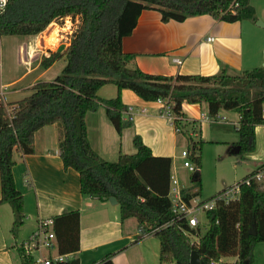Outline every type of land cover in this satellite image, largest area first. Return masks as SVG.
Here are the masks:
<instances>
[{
	"label": "trees",
	"instance_id": "obj_1",
	"mask_svg": "<svg viewBox=\"0 0 264 264\" xmlns=\"http://www.w3.org/2000/svg\"><path fill=\"white\" fill-rule=\"evenodd\" d=\"M145 9L158 11L164 22L205 14L225 22L256 19L250 0H8L0 10V36L36 35L52 21L65 17L78 20L64 50L50 52L41 60L46 68L63 58L61 72L52 80L37 81L30 94L17 101L5 103L0 98V201L11 205V230L16 234L22 224L24 202L15 186L14 153H32L36 131L56 122L63 167L78 172L81 195L101 200L114 197L122 220L135 218L142 235L158 238L161 263L190 264V255L195 251L205 264L227 256L236 257L235 264H251L256 244L264 242V182L242 184L235 199L207 211L208 228L200 234L199 226L191 228L185 221L172 218L168 196L170 157L152 155L141 137L135 135L132 143L136 152L121 153L111 162L100 157L88 141L85 114L100 105L119 135L132 124L121 100L122 89H129L145 101L167 99L173 126L182 134L193 124L184 121L183 102L207 103V117L213 119H218L220 110L236 111V161L255 147V126L264 124V67L233 75L167 76L130 66L135 55L123 51L122 39L131 34ZM108 83L116 86V96L102 99L97 92ZM193 128L191 134L195 133ZM201 144L199 140L187 148L198 166ZM262 168L264 164L257 171ZM199 186L197 181L183 190V198L189 201L197 197ZM47 228L54 233L58 254L79 250L78 210L51 217ZM193 235L197 243L191 242ZM19 255L22 264H33L32 255L22 244ZM53 264H79V260L73 256ZM104 264L111 263L108 260Z\"/></svg>",
	"mask_w": 264,
	"mask_h": 264
},
{
	"label": "crops",
	"instance_id": "obj_2",
	"mask_svg": "<svg viewBox=\"0 0 264 264\" xmlns=\"http://www.w3.org/2000/svg\"><path fill=\"white\" fill-rule=\"evenodd\" d=\"M261 1L258 5L250 0L255 21L225 22L205 14L188 17L184 21L164 22L158 11L145 9L131 34L123 37L122 49L135 55L130 66L135 65L151 74H240L263 66L264 27L257 23L264 24V18L260 17L261 9L264 10V1ZM49 26L36 35L0 36V98L5 103L29 95L37 81L52 80L58 75L60 68L55 67L63 58L46 68L41 66V60L50 52H62L68 42L63 46L62 43L46 44L44 36ZM116 93V86L112 83L103 85L97 92L102 99L113 98ZM121 100L132 111V124L123 129L121 135L109 121L103 105L85 114L87 137L92 149L103 159L113 162L121 153L136 152L132 140L138 135L152 155L171 158V175L177 177L174 158L182 133L175 131L171 118L163 115L157 101H145L129 89H122ZM224 111L229 115L232 113V120L225 117ZM181 112L184 121L193 122L195 127V133L189 132L190 137L195 134L199 135L200 141L205 137L210 141L225 142L231 145L229 153L231 149L236 153L238 139L228 138L222 130L213 133L211 127L212 123L228 125L232 122L236 125V111L220 110L218 119H213L207 117V103L183 102ZM211 134L214 137H210ZM59 136V125L56 122L47 124L36 131L32 153H14L12 171L15 186L24 199L23 217L22 224L13 234L11 205L0 201V264H22L19 246L37 235L39 221L47 220L50 224L51 217L72 210L79 211V250L65 254V259L77 256L79 264H104L108 260L111 264H171L161 263L157 237L142 235L135 218H120L117 202L81 195L78 172L63 167L58 149ZM244 156V163L248 160L252 167L236 182L264 164V124L255 126V147ZM262 170L264 172V168ZM261 182H264V176ZM180 185L186 186L183 182ZM231 185L224 184L218 192ZM197 199L202 197L199 195ZM31 255L33 259L53 258L58 255L55 241L51 248L35 250ZM232 258L228 263L236 262V257ZM251 264H264V242L256 244Z\"/></svg>",
	"mask_w": 264,
	"mask_h": 264
},
{
	"label": "rangeland",
	"instance_id": "obj_3",
	"mask_svg": "<svg viewBox=\"0 0 264 264\" xmlns=\"http://www.w3.org/2000/svg\"><path fill=\"white\" fill-rule=\"evenodd\" d=\"M264 1V0H263ZM261 0H252V3H257L258 5L261 3ZM255 5V4H254ZM256 6V5H255ZM264 18V10L261 9V16ZM78 24V20L71 19V18H64L52 21L49 26V30L46 31L44 36V42L46 44L50 43H62V46L69 42L72 32L75 30ZM52 29V30H51ZM51 30V31H50ZM58 31V32H56ZM51 32L50 36L49 33ZM56 32V33H55ZM57 35V36H56ZM61 47L60 49H62ZM64 65V60H60L57 65L56 69L60 68L58 74L61 72V68ZM21 70H23L21 68ZM223 114L229 120H232V113L229 115L228 111H224ZM222 115V114H221ZM238 116V115H237ZM237 121V120H236ZM221 126V128H220ZM212 132H218L222 130L224 134L228 138H235L238 139L237 131L235 130L236 125L232 122L228 125H219L218 123H212ZM191 126H188L187 133L181 134L182 137L179 136V140L181 143L177 144L176 147V157L174 158V167L178 168V175L180 184L183 182L186 186L182 188V191L189 188L190 186L199 182L200 187V196L202 199L200 200H208L212 196H214L218 190L224 186V184H233L236 183L239 179H241L246 171L252 167V162L244 163V158L241 159L239 162L236 161V155L233 153L231 149V153H229V148L231 145L226 144L225 142H214L208 140V138H201L202 144L200 149V165H196L190 155L183 156V152L188 150V146L190 147L192 143H196L199 140V135L189 136L191 132ZM194 130V128H193ZM210 137H214L211 134ZM225 137L224 139H227ZM187 160L193 166L197 167L198 172L192 173L187 170V168L183 167V162ZM243 160V161H242ZM243 162V163H241ZM241 164V165H240ZM238 165V166H237ZM183 186V185H182ZM199 195L197 197H199ZM196 197V198H197ZM200 218V234H204L208 228L207 220L203 212L199 213ZM190 238H196V236H190ZM223 261L229 262L233 258L232 256H227L222 258Z\"/></svg>",
	"mask_w": 264,
	"mask_h": 264
},
{
	"label": "built area",
	"instance_id": "obj_4",
	"mask_svg": "<svg viewBox=\"0 0 264 264\" xmlns=\"http://www.w3.org/2000/svg\"><path fill=\"white\" fill-rule=\"evenodd\" d=\"M8 0H0V10H2ZM208 40H212L211 37L207 38ZM177 63H181L180 60L175 59ZM163 109V115L166 114L169 116L172 120L173 125V119L174 116L171 113L170 105L168 103V100L165 98H159L156 100ZM12 107H8L7 110L9 113H11ZM124 113L129 116V119L132 120V111L130 108H127L124 110ZM262 116L264 117V105L261 109ZM174 127V126H173ZM175 131H178L177 128H174ZM184 154L190 155L188 150L183 152ZM183 167L187 168L189 172L195 173L198 172L197 167L193 166L190 162L185 160L182 164ZM264 176V172L262 169L250 174L249 176L245 177L244 179L240 180L239 182H236L232 184L231 186L225 187L220 192L216 193L214 196H212L208 200H200L196 197L186 201L183 198L182 193V186L180 185V182L178 178L174 175L170 176V184H169V192L168 196L171 199V210L173 219L177 220H183L187 223V225L191 228H196L200 226V218L199 213L203 212L206 218V212L209 210H213L215 206L220 202H228L230 200L235 199L239 194V188L242 184H249L251 181L255 180L258 182H261ZM207 220V218H206ZM171 223V222H169ZM208 223V222H207ZM49 223L48 221H39L38 223V232L37 235L29 240L22 243V246L24 247L25 251L29 254H32L35 250H40L41 248H51L54 241L55 236L52 230L48 229ZM191 242H198V238H191ZM65 260V256L58 254L54 256L53 258H36L33 261V264H53L55 262H61ZM210 264H225V261L223 259L220 260H211ZM235 264V263H231Z\"/></svg>",
	"mask_w": 264,
	"mask_h": 264
},
{
	"label": "water",
	"instance_id": "obj_5",
	"mask_svg": "<svg viewBox=\"0 0 264 264\" xmlns=\"http://www.w3.org/2000/svg\"><path fill=\"white\" fill-rule=\"evenodd\" d=\"M260 26L264 27V24L261 23L260 21L257 22ZM263 67H264V62H263ZM238 150V147H237ZM236 150V151H237ZM110 202L115 203L116 199L114 197H110L109 198ZM190 264H205L203 261H200L197 253L195 251H192L191 255H190Z\"/></svg>",
	"mask_w": 264,
	"mask_h": 264
}]
</instances>
